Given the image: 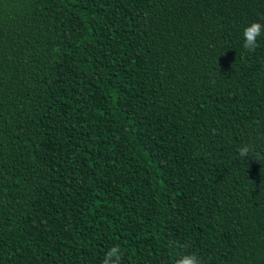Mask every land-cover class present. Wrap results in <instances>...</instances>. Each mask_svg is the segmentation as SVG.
I'll use <instances>...</instances> for the list:
<instances>
[{"label":"trees","instance_id":"1","mask_svg":"<svg viewBox=\"0 0 264 264\" xmlns=\"http://www.w3.org/2000/svg\"><path fill=\"white\" fill-rule=\"evenodd\" d=\"M254 21L264 0H0V264H264Z\"/></svg>","mask_w":264,"mask_h":264},{"label":"clouds","instance_id":"2","mask_svg":"<svg viewBox=\"0 0 264 264\" xmlns=\"http://www.w3.org/2000/svg\"><path fill=\"white\" fill-rule=\"evenodd\" d=\"M264 35V24L260 22H252L243 31V47L249 52H254L259 46L258 39ZM249 148L245 146L239 149L241 156L248 154ZM113 257L115 259H113ZM121 252L119 246L111 247L105 254L102 264H120ZM177 264H201L199 258L195 254L185 255Z\"/></svg>","mask_w":264,"mask_h":264}]
</instances>
